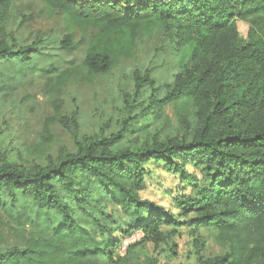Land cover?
Returning <instances> with one entry per match:
<instances>
[{
	"label": "trees",
	"instance_id": "16d2710c",
	"mask_svg": "<svg viewBox=\"0 0 264 264\" xmlns=\"http://www.w3.org/2000/svg\"><path fill=\"white\" fill-rule=\"evenodd\" d=\"M41 2L48 19L57 12L64 18L62 50L76 47V33L85 38L98 30L83 61L60 69L44 37L20 41L8 28L14 0H0V66L21 62L32 73L43 71L51 97L71 79L111 73L145 34L162 30L177 48L180 71L162 97L151 90L148 108L179 102L187 130L138 146L126 143L128 121L108 137L79 135L78 111L69 116L51 99L54 113L37 141L14 157L0 148V209L6 196L12 202L23 196L61 219L48 237L0 250V264H158L147 244L158 247L185 223L211 231L223 249L208 256L198 235L195 264H264V0ZM238 19L251 23L247 37ZM150 72L134 70L137 97L154 86L142 75ZM55 125L69 133L73 150L63 144L52 152ZM148 164L178 176L184 190L173 199L178 213L141 197ZM136 232L142 238L123 250Z\"/></svg>",
	"mask_w": 264,
	"mask_h": 264
},
{
	"label": "rangeland",
	"instance_id": "374dc122",
	"mask_svg": "<svg viewBox=\"0 0 264 264\" xmlns=\"http://www.w3.org/2000/svg\"><path fill=\"white\" fill-rule=\"evenodd\" d=\"M239 32L247 37L251 28L249 21H236ZM64 18L57 15L47 18V10L41 0H14L9 30L17 33L20 41H32L36 36L48 41V55H54V63L60 69L71 64H80L85 56L91 37L98 31L91 28L85 38L78 32L75 35L77 45L71 50H62L60 40L64 34ZM163 31L154 30L145 34L139 41L136 52L122 60L111 73L94 78H75L56 94L48 96L45 92V75L32 73L25 64L12 63L0 66V148L14 157L25 144L39 139L44 120L54 113L51 99H57L63 112L69 116L78 111L80 123L79 135L93 134L108 137L123 128L129 122L126 143L138 146L160 134L170 138L183 134L187 123L179 114V102L162 105L159 109L148 108V96L155 88L158 97H162L180 66L176 59L177 48L173 40ZM150 70L147 75L154 86L145 88L141 97L136 95L135 69ZM20 71V73H11ZM37 72V71H35ZM44 76V78H43ZM58 138L52 152L56 153L63 144L74 149V142L68 132L59 125L54 126ZM150 170L146 188L141 197L159 203L173 213H178L174 197L183 192L177 175L169 173L162 166L148 164ZM190 171H193L190 168ZM189 192V188L185 190ZM5 206L0 209V250L11 246H22L32 236L48 237L52 225L60 221L57 214L49 216L41 212L28 198L18 196L12 202L6 196ZM191 214L186 221H189ZM179 235L167 237L158 247L147 244V252L156 257L158 264H195L194 242L198 235L204 239L208 256L223 251L214 234L206 229L194 232L192 226L185 223ZM141 232L126 238L123 250L142 238Z\"/></svg>",
	"mask_w": 264,
	"mask_h": 264
},
{
	"label": "crops",
	"instance_id": "0c3cea01",
	"mask_svg": "<svg viewBox=\"0 0 264 264\" xmlns=\"http://www.w3.org/2000/svg\"><path fill=\"white\" fill-rule=\"evenodd\" d=\"M58 14H59V13L57 12V13L55 14V16H57ZM55 16H54V17H55Z\"/></svg>",
	"mask_w": 264,
	"mask_h": 264
},
{
	"label": "built area",
	"instance_id": "2783aa9c",
	"mask_svg": "<svg viewBox=\"0 0 264 264\" xmlns=\"http://www.w3.org/2000/svg\"><path fill=\"white\" fill-rule=\"evenodd\" d=\"M132 239H134V240H135V237H133Z\"/></svg>",
	"mask_w": 264,
	"mask_h": 264
}]
</instances>
